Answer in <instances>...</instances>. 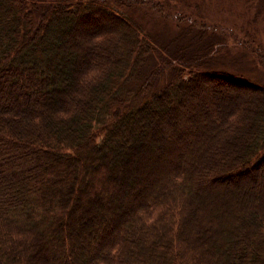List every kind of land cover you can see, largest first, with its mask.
<instances>
[{"label": "trees", "instance_id": "trees-1", "mask_svg": "<svg viewBox=\"0 0 264 264\" xmlns=\"http://www.w3.org/2000/svg\"><path fill=\"white\" fill-rule=\"evenodd\" d=\"M144 1L0 0V264H264V85Z\"/></svg>", "mask_w": 264, "mask_h": 264}, {"label": "rangeland", "instance_id": "rangeland-1", "mask_svg": "<svg viewBox=\"0 0 264 264\" xmlns=\"http://www.w3.org/2000/svg\"><path fill=\"white\" fill-rule=\"evenodd\" d=\"M209 1H197L194 5H190L192 11L198 13L197 17L199 20L204 19L207 24L215 25V28L219 27L220 30H225L220 42L214 46V51L210 54L212 66L215 65V68H225L226 70L237 73V75L240 74L241 77L251 80L256 84L264 85V0H252L249 3L247 1L245 3L233 1L220 14L215 13L216 8H208L206 14H204L202 11L207 5H210ZM131 7L136 15L142 14L143 16L144 13H147L152 19L157 21H151L150 25H153L155 29L153 32L155 34L153 35L155 40L157 39L156 41L160 43L169 41V39H172L178 33V22L172 21L171 19L174 18V13L178 11L183 15L186 11H189L187 0H173L169 7L167 6L165 8L168 17H170L167 21L161 18L162 16L160 15L162 14L154 9L149 2L144 1L140 4L137 2L135 5L132 4ZM135 19L138 21L137 18ZM239 27L248 30L252 41L246 42L244 32L239 31ZM231 31L240 33L242 41L245 43V48L236 46L238 41L235 36H233L234 40L232 41ZM194 34V32L187 34V40H193L195 42L197 37ZM204 39L206 41L202 40L200 43H193L190 48L205 45L207 39ZM254 39L255 41H253ZM180 44L183 45L182 42ZM168 51L169 55H172L174 47L171 46ZM202 52L204 50L198 48L197 54L201 56ZM150 62L151 64L147 70L149 67L153 68L156 65V58L153 57ZM224 88L227 89V86H224ZM191 106L195 108L194 105L191 104Z\"/></svg>", "mask_w": 264, "mask_h": 264}]
</instances>
